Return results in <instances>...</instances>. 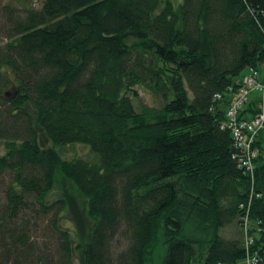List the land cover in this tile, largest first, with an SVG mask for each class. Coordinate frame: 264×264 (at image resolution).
<instances>
[{
    "label": "trees",
    "instance_id": "1",
    "mask_svg": "<svg viewBox=\"0 0 264 264\" xmlns=\"http://www.w3.org/2000/svg\"><path fill=\"white\" fill-rule=\"evenodd\" d=\"M262 65L264 0H0V264H153L160 239L158 264H264V130L247 250L251 182L214 101ZM75 144L98 162L58 152Z\"/></svg>",
    "mask_w": 264,
    "mask_h": 264
},
{
    "label": "built area",
    "instance_id": "2",
    "mask_svg": "<svg viewBox=\"0 0 264 264\" xmlns=\"http://www.w3.org/2000/svg\"><path fill=\"white\" fill-rule=\"evenodd\" d=\"M228 101L225 109V120L220 128L229 132L232 140V159L237 167L250 179V192L245 203L240 205L245 233V246L249 250L254 237L250 233L251 206L254 198L260 195L254 192L255 160L258 157L257 140L264 130V65L248 67L228 87L225 96L216 94L214 101ZM259 222L256 234H259ZM256 254L247 257V264L256 261Z\"/></svg>",
    "mask_w": 264,
    "mask_h": 264
},
{
    "label": "rangeland",
    "instance_id": "3",
    "mask_svg": "<svg viewBox=\"0 0 264 264\" xmlns=\"http://www.w3.org/2000/svg\"><path fill=\"white\" fill-rule=\"evenodd\" d=\"M180 1V0H179ZM139 94L138 99H134L135 106L139 108L141 105H146L149 107H160L162 105V101L159 97L153 95L150 93L146 88L139 86L136 88ZM42 144L46 147L50 146V144L47 141L42 140ZM264 148V144H263ZM58 152L62 155L65 159H72L75 157H80L89 161H92L93 163H97L99 158L98 155L95 153H92L89 150V147L85 145L75 144V145H69L64 146L62 148H58ZM0 153L3 154V149L0 148ZM264 153V151H263ZM96 156V157H95ZM97 158V160H96ZM69 211L64 216V225L72 231L74 237L79 240V238H82L84 235V223L81 219L80 212L77 211V208L71 200H69ZM251 223H250V230H251ZM241 229L238 227L237 224H233L230 226L225 227L221 230V234L226 239H232L236 237H241L240 233ZM193 233V229H188V235H191ZM205 250V247H201L198 250L197 257L202 256L203 252ZM163 252V249L161 247V239L159 240V247L158 250L154 253L153 257V264L159 263V258L161 257ZM74 264H82L81 258L78 254H75L74 256ZM193 264H198V260L193 262Z\"/></svg>",
    "mask_w": 264,
    "mask_h": 264
}]
</instances>
